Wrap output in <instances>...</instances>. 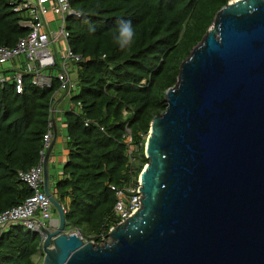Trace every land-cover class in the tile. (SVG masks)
I'll use <instances>...</instances> for the list:
<instances>
[{"label": "water", "instance_id": "95a60500", "mask_svg": "<svg viewBox=\"0 0 264 264\" xmlns=\"http://www.w3.org/2000/svg\"><path fill=\"white\" fill-rule=\"evenodd\" d=\"M152 119L140 208L104 244L57 227L40 264H264V0H230Z\"/></svg>", "mask_w": 264, "mask_h": 264}, {"label": "trees", "instance_id": "16d2710c", "mask_svg": "<svg viewBox=\"0 0 264 264\" xmlns=\"http://www.w3.org/2000/svg\"><path fill=\"white\" fill-rule=\"evenodd\" d=\"M16 1L0 0V48H14L28 32L19 22L32 18L25 9L13 11ZM229 1L68 0L78 16L65 18L66 41L83 61L72 66L76 87L57 99V105L68 100L77 111L70 105L61 109L60 121L56 113L54 117L55 130L65 127L67 162L53 185L65 209V231L76 229L83 239L99 244L117 224L110 186L123 188L127 171L133 170L137 179L148 163L145 141L152 119L166 108L165 92L176 84L180 64ZM53 21L45 26L47 35L59 26L54 29ZM123 22L135 31L126 47L118 40ZM5 64H0V75L7 78L0 82V213L31 195L17 172L39 160L48 109L55 102L51 97L59 86L54 82L40 89L25 77L18 95L12 74L17 66L25 69L24 59ZM125 128L132 137L130 155L122 139ZM40 252V237L25 227L11 225L0 236V264H40Z\"/></svg>", "mask_w": 264, "mask_h": 264}, {"label": "built area", "instance_id": "2783aa9c", "mask_svg": "<svg viewBox=\"0 0 264 264\" xmlns=\"http://www.w3.org/2000/svg\"><path fill=\"white\" fill-rule=\"evenodd\" d=\"M12 6L14 12L27 10L32 20L20 21L22 28L27 29V34L20 38L14 48H0V64L11 62L13 59L23 57L25 69L16 67L13 72L16 94H22L24 89V78L30 80V84L40 89L51 88L57 82L58 89L54 92L51 106L48 109V130L43 136L42 148L39 152L38 163L27 171H19L18 178L32 192L21 204L13 206L0 213V236L11 225H20L37 233L42 244L44 230L54 231L56 223L51 214V203L42 191L43 170L46 151L49 149L55 130L54 117L57 112V99L70 93L76 84L72 79V66L83 61L82 56L74 54L67 43V33L64 30V21L67 16H78L70 7L68 0H17ZM15 3V2H14ZM60 21L58 28L47 35L45 26L53 20ZM44 21V22H43ZM51 47H58L54 50ZM7 78L0 75V82H6ZM87 125V123L85 124ZM102 130V128H101ZM123 143L128 146L127 154H131L129 147L132 137L128 128L122 135ZM128 182L123 188L110 186V190L116 196L113 208L117 224H122L126 219L135 214L140 208V179L133 178V170L127 171ZM113 228V227H112ZM111 228V229H112ZM69 234L81 235L79 231L72 230ZM107 238H101V245ZM92 242V241H91Z\"/></svg>", "mask_w": 264, "mask_h": 264}, {"label": "crops", "instance_id": "0c3cea01", "mask_svg": "<svg viewBox=\"0 0 264 264\" xmlns=\"http://www.w3.org/2000/svg\"><path fill=\"white\" fill-rule=\"evenodd\" d=\"M62 112L61 108H57L56 114L58 117H56V121L61 120L60 113ZM61 117V118H60ZM57 128V126H56ZM56 139L55 142L50 150L49 156H48V179H49V189L52 194V196L58 200V197L56 195V192L53 189V185L57 179L61 177L62 174V167L67 162V151L65 150V127L62 125L59 128L55 130ZM61 135V136H60ZM58 137H61V144L56 145V140Z\"/></svg>", "mask_w": 264, "mask_h": 264}, {"label": "clouds", "instance_id": "9594fccd", "mask_svg": "<svg viewBox=\"0 0 264 264\" xmlns=\"http://www.w3.org/2000/svg\"><path fill=\"white\" fill-rule=\"evenodd\" d=\"M134 35H135V31H134V28H133V26L131 25V23L130 22H123V23H121L120 24V26H119V28H118V40L120 41V45H121V47H126V46H128V45H131V43L133 42V37H134ZM148 136V135H147ZM53 140V139H52ZM50 148V147H49ZM47 152V151H46ZM46 155V154H45ZM38 163V162H37ZM35 166V165H34ZM44 167V166H43ZM19 172V171H18ZM18 172H17V176H18ZM43 172H44V170H43ZM19 179V178H18ZM43 180H44V178H43ZM43 183H44V181H43ZM24 184V183H23ZM42 191H43V187H42ZM32 193V192H31ZM45 194V193H44ZM52 206V205H51ZM62 206V205H61ZM51 208H53V207H51ZM62 209H63V211H64V213H65V209H64V207L62 206ZM53 217V219H54V221H55V223H56V227H57V222H56V217L57 216H52ZM117 225H115V226H113V228H115ZM112 228V227H111ZM109 229V231H108V233L113 229ZM56 229V228H55ZM72 230H76V229H72ZM72 230H69V231H72ZM69 231H65V232H69ZM78 231V230H77ZM34 233V232H33ZM80 233V232H79ZM37 234V233H36ZM69 234V233H68ZM38 235V234H37ZM81 235V234H80ZM39 236V235H38ZM40 237V236H39ZM82 237V236H81ZM107 237H108V234H107ZM83 241H85V242H88V241H92L93 243H94V241L93 240H91V239H89V240H85V239H83V237L81 238ZM43 243V242H42ZM42 245V244H41ZM41 245H40V250H41ZM101 245V244H100ZM40 255L41 256H43V254H42V251L40 252ZM40 255H38V259L40 258ZM41 259H42V257H41Z\"/></svg>", "mask_w": 264, "mask_h": 264}, {"label": "rangeland", "instance_id": "374dc122", "mask_svg": "<svg viewBox=\"0 0 264 264\" xmlns=\"http://www.w3.org/2000/svg\"><path fill=\"white\" fill-rule=\"evenodd\" d=\"M59 21H53V23H52V26H54V29H56L57 28V26L59 25V23H58ZM52 49H54V50H59V48L58 47H51ZM5 66H9V64L7 63V64H5L3 67H5ZM58 105L60 106V108L62 109V110H68L69 108H70V105L74 108V110L75 111H77V107L75 106V105H73V104H71L68 100H60V101H58ZM61 136V135H60ZM56 145H60L61 144V137H58L57 138V140H56V143H55ZM51 214H52V216H56V212H55V210H54V208H51ZM105 238H107V240H109V238L106 236ZM102 242H100L99 244H97V245H100Z\"/></svg>", "mask_w": 264, "mask_h": 264}]
</instances>
